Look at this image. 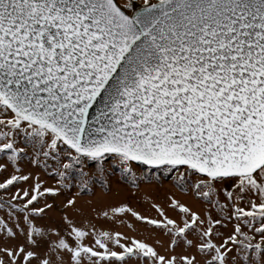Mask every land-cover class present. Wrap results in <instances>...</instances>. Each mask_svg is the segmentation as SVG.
<instances>
[{
  "label": "snow or ice",
  "instance_id": "6c2138e0",
  "mask_svg": "<svg viewBox=\"0 0 264 264\" xmlns=\"http://www.w3.org/2000/svg\"><path fill=\"white\" fill-rule=\"evenodd\" d=\"M161 172L203 212L77 208ZM0 192V264H264V0H0Z\"/></svg>",
  "mask_w": 264,
  "mask_h": 264
},
{
  "label": "rangeland",
  "instance_id": "374dc122",
  "mask_svg": "<svg viewBox=\"0 0 264 264\" xmlns=\"http://www.w3.org/2000/svg\"><path fill=\"white\" fill-rule=\"evenodd\" d=\"M121 3L124 0H120ZM26 167V165H22ZM145 166H140L143 168ZM138 168V172H139ZM43 180L46 181L48 185H53L55 178L49 177L46 175L41 176ZM112 190L108 193H105L100 188L99 184L95 186V191L92 194L85 192L83 195L78 196L77 198V208L82 209L90 219L96 217V213L91 211L93 208H99L102 205L113 204L119 202H125L134 210L140 212L145 216L152 218L157 217L156 210L152 207L153 204H160L165 207L169 216H175L174 212L166 203V198L169 196H175V198L181 200L182 202L191 206L194 210L203 212L205 205L202 204L199 200H196L189 193L181 192L171 183V176L165 173H156L155 176L150 180H141L138 183V186H133L131 184L125 183L118 179V176L111 177ZM77 192V188L73 187L70 192H66L64 195L57 198V205L60 204L62 200L66 197L70 198L73 193ZM0 195H3L0 192ZM51 202V201H50ZM178 211V210H177ZM216 213L213 212V215ZM60 213L57 210H53L44 218L41 223H59L60 222ZM70 215L75 216L77 219H80L75 212L70 211ZM123 215V214H121ZM134 224V229L127 227L128 224ZM106 227H110L114 230L121 231L126 234L136 235L142 239H148L149 242H152L159 233H156V230L151 225H145L143 222L136 221L135 218L130 215L124 217V223L119 222H109ZM233 225L229 224L226 228L220 229L221 232L227 234L232 230ZM163 239V237H161ZM179 251V249H177Z\"/></svg>",
  "mask_w": 264,
  "mask_h": 264
}]
</instances>
